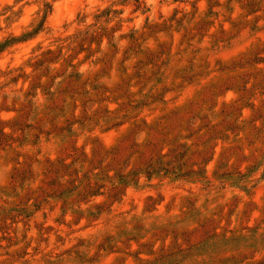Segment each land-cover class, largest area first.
Wrapping results in <instances>:
<instances>
[{
    "label": "rangeland",
    "instance_id": "obj_1",
    "mask_svg": "<svg viewBox=\"0 0 264 264\" xmlns=\"http://www.w3.org/2000/svg\"><path fill=\"white\" fill-rule=\"evenodd\" d=\"M0 264H264V0H0Z\"/></svg>",
    "mask_w": 264,
    "mask_h": 264
}]
</instances>
